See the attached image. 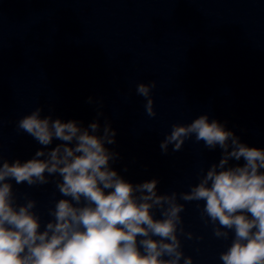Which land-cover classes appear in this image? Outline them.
<instances>
[{
	"label": "clouds",
	"instance_id": "clouds-1",
	"mask_svg": "<svg viewBox=\"0 0 264 264\" xmlns=\"http://www.w3.org/2000/svg\"><path fill=\"white\" fill-rule=\"evenodd\" d=\"M154 87L152 82L136 88L146 98L150 117L156 115L150 96ZM41 113L38 107L17 125L42 146L34 157L9 162L0 156V264H180L181 259L192 264L177 234L184 232V205L177 202V193L158 194L156 179L134 185L110 167L118 155L106 147L115 143L110 124L99 134L98 122L85 128ZM192 136L209 149L219 146L222 156L179 198L204 201L203 214L219 225L216 237L227 239L229 230L234 232L231 245L220 254L223 264H264V149L240 142L202 114L189 124L172 125L161 150L167 153L171 144L180 151ZM54 140L60 143L49 148ZM241 158L242 166H229ZM48 176L60 177L56 187L66 198L49 210L52 219L41 231L40 217L32 211L36 201L18 205L10 181L43 185Z\"/></svg>",
	"mask_w": 264,
	"mask_h": 264
}]
</instances>
